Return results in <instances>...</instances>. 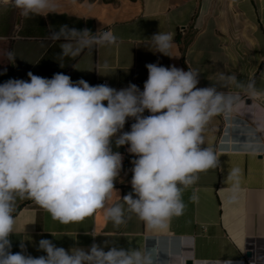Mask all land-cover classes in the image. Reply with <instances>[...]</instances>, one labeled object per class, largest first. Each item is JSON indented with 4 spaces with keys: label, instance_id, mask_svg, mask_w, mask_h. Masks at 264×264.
Returning a JSON list of instances; mask_svg holds the SVG:
<instances>
[{
    "label": "crops",
    "instance_id": "1",
    "mask_svg": "<svg viewBox=\"0 0 264 264\" xmlns=\"http://www.w3.org/2000/svg\"><path fill=\"white\" fill-rule=\"evenodd\" d=\"M53 2L54 12L29 18L11 3L0 5V84L29 80L28 72L48 79L63 73L73 82H107L117 90L135 84L143 91L146 65L155 63L198 71L197 87L218 85L239 95L245 106L231 118H213L206 128L204 146L215 150L220 164L199 174L198 182L183 193L184 213L164 229H151L127 212L130 218L119 227L101 211L81 223L63 225L24 200L17 203L11 251H21L23 241L28 254L44 255L37 250L41 239L66 250L109 241L110 246L147 250L155 264H264V0ZM104 31H111L117 43L91 42ZM158 32L173 35L172 57L156 52L151 37ZM9 53L16 57L14 63ZM250 82L256 95L247 87ZM127 147L115 150L127 152ZM134 158L129 154L114 182L121 197L132 190ZM233 169L239 170L238 178L231 175ZM194 192L196 201L191 199ZM114 202L123 203L118 195Z\"/></svg>",
    "mask_w": 264,
    "mask_h": 264
},
{
    "label": "clouds",
    "instance_id": "2",
    "mask_svg": "<svg viewBox=\"0 0 264 264\" xmlns=\"http://www.w3.org/2000/svg\"><path fill=\"white\" fill-rule=\"evenodd\" d=\"M3 2L25 18L56 9L53 0ZM151 38L156 52L172 57L171 33ZM91 42L115 44L117 37L104 31ZM8 58L15 62L14 54ZM146 67L143 91L135 84L117 90L84 79L73 82L63 73L48 79L28 72L29 80L0 84V264H155L147 250L110 246L109 241L66 250L41 239L37 250L44 255L28 254L23 241L21 251H11L18 201L34 202L63 225L101 211L119 227L130 218L127 212L151 229H164L184 213L183 193L198 182L199 174L219 166L215 150L204 146V132L213 118L228 119L241 111L245 105L240 96L215 84L197 87L200 73L190 68ZM247 87L257 94L254 82ZM146 110L150 115H144ZM129 118L135 122L123 131ZM125 145L135 158L132 190L121 197L114 182L123 156L115 149ZM231 175L238 178L239 170ZM117 195L123 203L114 202ZM191 199H198L195 192Z\"/></svg>",
    "mask_w": 264,
    "mask_h": 264
},
{
    "label": "built area",
    "instance_id": "3",
    "mask_svg": "<svg viewBox=\"0 0 264 264\" xmlns=\"http://www.w3.org/2000/svg\"><path fill=\"white\" fill-rule=\"evenodd\" d=\"M4 2L3 0H0V5H3ZM180 32H183V30H180ZM99 84H107V82H101V83H98ZM108 85V84H107ZM254 98H257V96H255ZM258 99V98H257ZM135 121L132 119V118H129L127 121H126V124L125 126H131L132 123H134ZM122 156H123V161H122V164H123V168L122 170L125 168L127 162H128V158H129V154L126 152V151H123L121 152Z\"/></svg>",
    "mask_w": 264,
    "mask_h": 264
},
{
    "label": "water",
    "instance_id": "4",
    "mask_svg": "<svg viewBox=\"0 0 264 264\" xmlns=\"http://www.w3.org/2000/svg\"><path fill=\"white\" fill-rule=\"evenodd\" d=\"M247 104H250V102L247 101ZM246 257L250 259V258H252V254L250 252H248L247 255H246ZM188 264H190V263H188Z\"/></svg>",
    "mask_w": 264,
    "mask_h": 264
},
{
    "label": "trees",
    "instance_id": "5",
    "mask_svg": "<svg viewBox=\"0 0 264 264\" xmlns=\"http://www.w3.org/2000/svg\"><path fill=\"white\" fill-rule=\"evenodd\" d=\"M179 41V40H178Z\"/></svg>",
    "mask_w": 264,
    "mask_h": 264
}]
</instances>
